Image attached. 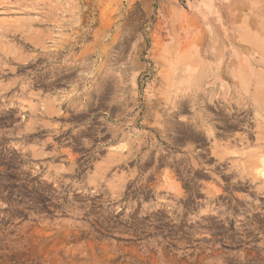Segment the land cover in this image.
<instances>
[{
    "label": "rangeland",
    "instance_id": "obj_1",
    "mask_svg": "<svg viewBox=\"0 0 264 264\" xmlns=\"http://www.w3.org/2000/svg\"><path fill=\"white\" fill-rule=\"evenodd\" d=\"M253 155L264 0H0V264H264Z\"/></svg>",
    "mask_w": 264,
    "mask_h": 264
},
{
    "label": "bare ground",
    "instance_id": "obj_2",
    "mask_svg": "<svg viewBox=\"0 0 264 264\" xmlns=\"http://www.w3.org/2000/svg\"><path fill=\"white\" fill-rule=\"evenodd\" d=\"M249 165L251 171L254 172L256 175L264 176V159L262 158V156L253 155L249 160Z\"/></svg>",
    "mask_w": 264,
    "mask_h": 264
}]
</instances>
